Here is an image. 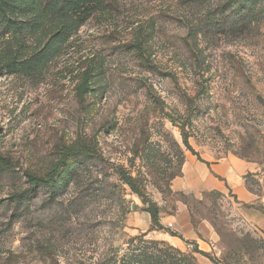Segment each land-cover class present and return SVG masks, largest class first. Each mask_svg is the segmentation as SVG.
<instances>
[{
    "label": "rangeland",
    "instance_id": "374dc122",
    "mask_svg": "<svg viewBox=\"0 0 264 264\" xmlns=\"http://www.w3.org/2000/svg\"><path fill=\"white\" fill-rule=\"evenodd\" d=\"M4 8L0 264H198L169 222L213 264H264V0ZM190 155L249 161L253 200L175 190Z\"/></svg>",
    "mask_w": 264,
    "mask_h": 264
},
{
    "label": "crops",
    "instance_id": "0c3cea01",
    "mask_svg": "<svg viewBox=\"0 0 264 264\" xmlns=\"http://www.w3.org/2000/svg\"><path fill=\"white\" fill-rule=\"evenodd\" d=\"M253 170L254 165L243 158L227 157L224 161L217 162L209 158L198 160L190 155L186 157L181 168V176L173 183L175 190L178 191H189L195 194L211 191L228 192L236 196L238 201L247 203L253 200L252 193L247 187V175ZM178 228L176 229L173 225L177 237L173 238L176 241L171 244L185 247V241L195 240L193 232H181ZM195 256L198 264H213L200 254Z\"/></svg>",
    "mask_w": 264,
    "mask_h": 264
},
{
    "label": "trees",
    "instance_id": "16d2710c",
    "mask_svg": "<svg viewBox=\"0 0 264 264\" xmlns=\"http://www.w3.org/2000/svg\"><path fill=\"white\" fill-rule=\"evenodd\" d=\"M4 2L5 0H0V16L3 18V20L6 14V10L4 8ZM4 23L6 26H8L9 24L11 26H16L18 24V22L16 21L12 22L9 20L4 21ZM26 177L28 181L30 182V184L32 185V187L34 188L40 184L52 183L54 180L53 175H50L49 178H42V177H37L33 174H27ZM149 213L151 215V224L153 225L156 223L157 215L154 211H149ZM162 253L164 255L163 262L167 263V261L169 260L167 264H190V261L192 260L191 257L180 255V253L177 250L171 249L168 245H167V248L164 251H162ZM191 253L192 255L197 254L196 248H194V250ZM149 258H146L144 264H154V260H150Z\"/></svg>",
    "mask_w": 264,
    "mask_h": 264
},
{
    "label": "built area",
    "instance_id": "2783aa9c",
    "mask_svg": "<svg viewBox=\"0 0 264 264\" xmlns=\"http://www.w3.org/2000/svg\"><path fill=\"white\" fill-rule=\"evenodd\" d=\"M166 227L168 229H173V224L172 223H167ZM186 250L192 252L194 250V248L192 249V245L188 243V244H186Z\"/></svg>",
    "mask_w": 264,
    "mask_h": 264
}]
</instances>
